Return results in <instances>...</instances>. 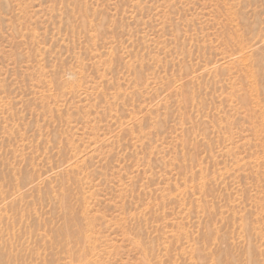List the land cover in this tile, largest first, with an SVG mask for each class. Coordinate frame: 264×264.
Instances as JSON below:
<instances>
[{
	"label": "rangeland",
	"instance_id": "1",
	"mask_svg": "<svg viewBox=\"0 0 264 264\" xmlns=\"http://www.w3.org/2000/svg\"><path fill=\"white\" fill-rule=\"evenodd\" d=\"M0 264H264V0H0Z\"/></svg>",
	"mask_w": 264,
	"mask_h": 264
}]
</instances>
